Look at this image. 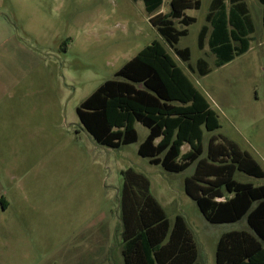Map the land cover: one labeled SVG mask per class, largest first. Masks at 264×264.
I'll list each match as a JSON object with an SVG mask.
<instances>
[{"label":"rangeland","instance_id":"obj_1","mask_svg":"<svg viewBox=\"0 0 264 264\" xmlns=\"http://www.w3.org/2000/svg\"><path fill=\"white\" fill-rule=\"evenodd\" d=\"M169 1L153 14L167 12ZM210 1L184 10L195 17L176 44L189 49L184 62L150 23L143 0H0V264H123L120 171L127 168L147 177L170 221L184 217L199 264H215L222 233L247 228L244 218L205 220L184 191L194 163L174 173L139 156L148 131L141 123L134 124L135 142L110 148L97 144L76 114L98 85L157 40L218 114L219 128L203 130L202 156L209 138L224 137L264 170L263 5L243 0L254 27L249 48L215 67L206 36L202 49L197 45ZM199 58L208 73L196 70ZM233 178L264 184V176L238 170Z\"/></svg>","mask_w":264,"mask_h":264},{"label":"trees","instance_id":"obj_2","mask_svg":"<svg viewBox=\"0 0 264 264\" xmlns=\"http://www.w3.org/2000/svg\"><path fill=\"white\" fill-rule=\"evenodd\" d=\"M261 13L264 30V0ZM162 0H143L150 23L182 60L188 47L177 48L195 17L184 10L198 9L200 0H170L169 10L157 12ZM197 45L206 36L215 67L222 66L249 48L253 23L243 0H211ZM209 25V26H208ZM200 74L209 72L206 61L195 64ZM83 129L99 145L118 148L137 140L135 122L147 128L137 154L169 172L195 164L184 178V191L206 221L213 224L245 219L247 228L222 233L215 247V264H264V184L252 185L233 178L238 170L263 177L264 170L250 153L222 137L209 138L203 154V130L219 128L217 112L178 66L167 48L152 40L125 61L113 77L104 80L76 107ZM187 143L189 149L182 152ZM121 255L123 264H199L197 248L184 217L170 221L150 193L143 174L120 171ZM3 208L6 201L1 197Z\"/></svg>","mask_w":264,"mask_h":264},{"label":"crops","instance_id":"obj_3","mask_svg":"<svg viewBox=\"0 0 264 264\" xmlns=\"http://www.w3.org/2000/svg\"><path fill=\"white\" fill-rule=\"evenodd\" d=\"M120 250H121V247H120ZM120 257L122 258L121 251H120ZM122 261H123V259H122Z\"/></svg>","mask_w":264,"mask_h":264}]
</instances>
